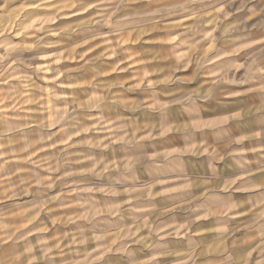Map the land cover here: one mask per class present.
<instances>
[{
	"label": "clouds",
	"instance_id": "1",
	"mask_svg": "<svg viewBox=\"0 0 264 264\" xmlns=\"http://www.w3.org/2000/svg\"><path fill=\"white\" fill-rule=\"evenodd\" d=\"M171 2L40 0L29 6L50 9L51 14L33 22L37 13L28 12L16 31L0 32V146L7 147L13 142L9 133H16L19 153L28 154L25 162L36 169H22L27 179L21 178L15 184L18 191L12 192L31 196L33 216L17 211L21 205L0 209V264H167L162 257H175L171 264H264V39H253L264 33L250 31L264 28V0H183L172 8L161 7ZM73 7L84 11L91 7L97 15L67 28L46 26ZM151 8L158 15L147 23V31L178 14L193 24L169 34L163 43L170 47L161 53L133 55L124 41H135L145 24L139 17L151 16L147 11ZM245 9L246 20L224 25L229 15ZM209 18L215 27L206 31ZM253 19L257 23L249 25ZM40 32L43 35L37 36ZM17 34L20 40L15 39ZM49 35L80 42L65 48L67 55H38L41 47L51 46L42 43ZM248 40L259 48L245 43ZM94 41H103L108 56L126 59L109 65L107 71L97 67L104 57L84 60L79 69L59 67L64 59H83L77 49ZM209 43L211 47H206ZM246 48L251 51L245 53L247 59L236 55ZM145 55L168 62L162 76L153 75ZM41 59L49 62L37 63ZM237 59L243 62L235 63ZM129 60V67L140 65L132 80L101 79L124 71L121 63ZM216 61L220 71L211 72L204 84L184 90ZM193 65L190 75H177ZM77 71L89 79L80 83ZM231 86L256 93L261 106L247 108L235 102L239 112L218 115L228 98L237 95ZM133 93L142 98L129 99ZM248 116H254L260 131L240 135L239 118ZM251 140L261 147L245 144ZM45 148L53 151L31 159L32 153ZM4 172L11 170L0 169ZM14 175L0 174V180L12 184ZM3 199H10L7 192ZM54 201L75 207L77 214L36 226L34 220L41 212H51L48 206ZM179 210L194 220L181 226L161 219ZM199 220L214 225L200 226L210 235L192 231ZM129 222L131 228L121 227ZM57 226L72 230L62 236L43 235L49 229L59 231ZM65 239L69 244H63ZM176 247L186 251H173ZM144 249L153 253L148 260L138 259Z\"/></svg>",
	"mask_w": 264,
	"mask_h": 264
},
{
	"label": "crops",
	"instance_id": "2",
	"mask_svg": "<svg viewBox=\"0 0 264 264\" xmlns=\"http://www.w3.org/2000/svg\"><path fill=\"white\" fill-rule=\"evenodd\" d=\"M183 0H172L171 3H163L161 4V7L164 8H172L175 7L177 4L182 3ZM155 13L152 14V18L153 16L158 15L156 11H154ZM152 18L148 19L150 22V20H152ZM184 19H187L188 21H184ZM163 24L161 25L162 27L158 28L161 30V32L166 33L165 36L169 33L167 30L169 29L168 26H174V25H180L181 27L176 28L177 32L183 31L185 28L187 27H191L193 24V21L191 19H188L187 17L183 16V15H175L174 17L167 19L165 21L162 22ZM169 23H172L173 25H168ZM155 30V28H153ZM172 31H175V29H173ZM170 31V32H172ZM165 38V37H164ZM163 38V39H164ZM162 39V40H163ZM165 40H167L166 38L161 41L162 46H164L166 49L168 47H170V45H167L165 43H163ZM143 41H150V40H143ZM80 41H71L66 43L65 45H63V47L58 48L56 47V49H52L51 53V57H54L56 54L58 53H64L65 48H69L71 47L74 43H79ZM155 42V41H154ZM146 43V42H143ZM152 43V42H150ZM155 44V43H154ZM152 43V45H154ZM124 47L129 49L133 55L139 53V43L137 38H135V41L133 42V40L131 38H128L124 41ZM207 47V45H206ZM54 51V52H53ZM77 52L80 53L81 56H83V59H79V58H75V59H64L61 60L59 62V67H61L62 69H79L80 64L83 63L84 60H89L93 57H104V63H100L99 61H97V67L100 68V70L102 71H107L108 70V66L109 65H114L118 60L119 61H124L126 59V56L122 55L120 57H115V56H108L107 55V46L103 43V41H94L92 45H83L82 47L77 49ZM65 55H67L66 53H64ZM143 54V53H142ZM139 58V57H138ZM145 60H147V56L143 57ZM159 62V60L157 61H149L147 60V66L149 68H151L150 70L152 71L153 75H161L163 74V72L166 70V68L168 67V62H163V67L161 69H157L154 70V66L157 65ZM131 61L129 60L127 64L125 63H121V67L124 68L125 70L119 73L116 72H111L108 75L103 76L101 79L103 81H110V82H115L117 79L120 80H132L134 78V69L140 67L139 64L136 65H132L131 67H129V65H131ZM220 61H216L214 64H208L206 65V67L210 70L208 73L201 75L198 78V82H195L193 85L186 87L184 90L188 91L191 89V87H198L201 84H204L206 80L211 79V72H215V71H220V68L216 67L217 64H219ZM194 69V65L185 69L184 72H177L178 76H186V75H190L191 72ZM203 72V70H201ZM74 75H76L78 77V81L80 83H84L89 79V76L87 74H85L82 71H77L74 73ZM2 87H6V86H2ZM86 84H85V89H86ZM232 90L234 92L237 93V95L229 97L228 98V103L224 106V109L219 111L217 114L220 116H224V117H229L232 116L233 114L237 113L240 111V107H236L235 106V102H240V105L242 107H247V108H259L261 106V103L256 99V93L249 91L246 87L243 86H231ZM85 89H81V88H77L76 91H83ZM69 91L72 90L71 85L69 86ZM172 91H175V89H171ZM167 94V93H166ZM129 99H141L142 97L138 94V93H133L131 94L129 97ZM3 105H0V108H2ZM9 116L14 115V113H12L10 106H9ZM95 114V113H94ZM241 120V128L238 134L240 135H249L253 132H259L260 129L258 127H256L255 124V118L254 116H248V117H240L239 118ZM232 121H230L231 123ZM171 134V133H170ZM16 133H9V136L12 138L11 143H8L7 141L3 142V143H8L7 147H3L0 146V169H10L11 172H15L16 175L11 176V180L14 182L12 184H5L4 181L0 180V209L3 208H7L8 206H12V205H21L23 206L22 209L18 208L17 211L23 210L25 211L26 215L28 217H32L33 216V211H32V205H31V196L29 194L26 195H17V196H13L12 192L13 191H18L15 188V184L16 183H20L21 178L23 179H27L28 173L27 172H23L21 169H35L34 165L28 164L25 161L28 159V154L24 153H19L18 148L19 146L17 144L14 143L15 139H16ZM76 139H80V137H76ZM245 144H247L249 147L252 148H259L261 147V145L259 143L256 142V140H251V141H245ZM49 151H53L52 149L49 148H45L44 150H42L41 152L37 153H32L31 154V159H37L38 156H42L45 154V152H49ZM23 157V159H22ZM11 172H4V173H0L3 175H11ZM58 191V190H57ZM5 192L8 193L10 199L8 200H4L3 196L5 194ZM28 192H31V189H28ZM50 195L54 196L56 195V192H52L50 193ZM73 205H75V201H72ZM49 208L52 209L51 212H41L39 214V216L34 220V224L36 226H40L43 227V225L48 224L50 219H54L57 216H62V215H76L77 214V210L75 209V207L73 208H64L61 207L58 201H54L53 204L48 206ZM169 217H172V219H170ZM162 220H165L167 223L170 224H176V225H185L189 223V220H194V217L189 216L186 212H184L183 210H179L176 212H172V213H168L166 216L161 218ZM239 220L241 222L244 221V217H240ZM41 221L43 222V224H41ZM201 225H207L208 227H213L214 225H210L208 221H204V220H199V221H195V223L192 224V231L193 232H197V233H203L204 236H208L211 233H209L207 231L206 228L204 227H200ZM28 227L31 229L33 228V224H29ZM60 230L57 231L56 229H49L48 232L43 233V235L45 237H51V236H62L64 231H71L72 230V226H69L67 229H64L62 226H57ZM122 228L127 227V228H131L132 224L131 222H129L126 225H121ZM241 229L242 231H246V229H243V224L241 223ZM143 235L144 233H138ZM237 235H240V233H237ZM195 238H200L199 236L195 237ZM182 239H186V238H182ZM63 244L67 245L69 244V240L65 239L63 241ZM84 247L87 246H81V250H83ZM139 247V246H137ZM67 251V249H65ZM88 250L90 251L91 248L89 247ZM173 251L176 252H184L186 251L185 248L183 247H176L173 249ZM143 258L144 260H148V258L153 255L152 252H150L148 249H144L142 252ZM118 255V254H117ZM171 264V262H170Z\"/></svg>",
	"mask_w": 264,
	"mask_h": 264
},
{
	"label": "rangeland",
	"instance_id": "3",
	"mask_svg": "<svg viewBox=\"0 0 264 264\" xmlns=\"http://www.w3.org/2000/svg\"><path fill=\"white\" fill-rule=\"evenodd\" d=\"M29 2L32 4H38L40 3V0H0V32H3L5 29H9L10 31H16V25L20 23V21L23 19L25 15L28 14V12H36L37 15L33 17V22H39L42 16L47 14H51L50 9H34L29 6ZM57 2L66 3L68 0H57ZM91 3H96V0H91ZM140 10V9H137ZM147 11L151 14H154L156 11L155 8L147 9ZM247 12V9L244 10V12H234L233 14L229 15L224 20L225 26H231V25H238L241 23V21L246 20L247 16L245 13ZM97 15V11L94 8L89 7L87 11H84L83 9L79 7H73L71 9H64L61 14L60 18L54 20V22L51 25H46L48 27H51L52 29L56 30L59 28H67L69 25H78L83 24L93 16ZM152 18L151 16H142L139 17V19L145 21V24L141 25V28L143 29L140 31L138 35H136V38L139 43V53H151V54H157L161 53L166 48L162 46L161 41H163L165 38L168 39L169 34H176L178 33L175 27L168 26L169 29L167 30L169 33L165 36L166 33L161 32L160 27L155 28V30L147 31L146 25L149 23L148 19ZM151 21V20H150ZM184 21H188L187 19H184ZM254 23H257L256 19L249 20L248 24L252 25ZM163 24V23H162ZM168 25H173L172 23H169ZM215 25L213 24V21L211 18H209L207 24L204 25V28L206 31H211ZM175 29V31H172ZM79 31V30H78ZM172 31V32H170ZM251 32L253 33H264V28H251ZM215 35V33H213ZM43 35L42 32L37 33V36ZM165 37V38H164ZM22 37L17 34L15 37L16 40H20ZM36 37H32V39H35ZM164 38V39H163ZM150 40V41H143V40ZM163 39V40H162ZM254 40L264 39V36H256L253 38ZM76 41V40H70L66 36H56V35H49L45 37V41H42V43H47L51 46L49 47H41L37 54L41 56H47L51 57L52 49H56V47L61 48L63 45H65L68 42ZM155 41V42H154ZM28 42H31L28 41ZM146 42V43H143ZM152 42L154 45H152ZM245 43L251 44L253 48L258 49L259 45L253 43V40L245 41ZM207 47H211V43L207 45ZM54 52V51H53ZM245 53L251 54L250 49H244L241 52H238L236 55L238 57H243L244 59H247V56ZM147 56V60L149 61H158L159 59H153L151 55H145ZM48 60L41 59L37 63L43 65L48 63ZM163 62H166L164 60H159L158 64L154 66V70H157L158 68L161 69L163 67ZM235 63H242L243 60L237 59L234 61ZM151 69V68H150ZM240 73H237L239 75ZM22 170V169H21ZM24 172V171H23ZM25 173V172H24ZM138 259L144 260L142 253L138 254ZM162 261L167 262V264H170V262L175 257H162Z\"/></svg>",
	"mask_w": 264,
	"mask_h": 264
}]
</instances>
